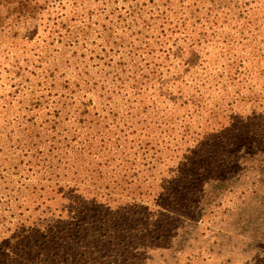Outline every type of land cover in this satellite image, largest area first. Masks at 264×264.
<instances>
[{
    "label": "trees",
    "instance_id": "1",
    "mask_svg": "<svg viewBox=\"0 0 264 264\" xmlns=\"http://www.w3.org/2000/svg\"><path fill=\"white\" fill-rule=\"evenodd\" d=\"M0 88V264H137L264 166V0H0Z\"/></svg>",
    "mask_w": 264,
    "mask_h": 264
},
{
    "label": "rangeland",
    "instance_id": "2",
    "mask_svg": "<svg viewBox=\"0 0 264 264\" xmlns=\"http://www.w3.org/2000/svg\"><path fill=\"white\" fill-rule=\"evenodd\" d=\"M260 117L257 118L258 123ZM251 121L255 122V120ZM263 140L264 138L259 137L257 141L260 150H264ZM219 152L220 149L214 151L215 154ZM236 154L232 155V158ZM260 157H256L255 163L251 164L246 160L244 165L237 167L236 174L230 181L225 182L224 188L218 190L219 196L222 197L212 198L210 202L204 203L211 211H203L202 220L197 219L198 223L186 227L188 231H180L178 245L173 244L174 246L168 248L160 241H152L149 248L140 243L129 247L126 244L131 251L137 250V264H264V166ZM198 201L192 200L185 204L184 211L188 212L189 207L194 209ZM176 229L178 227L174 225L175 233L170 234L169 241L173 236L178 235ZM111 247L115 249L106 252L107 259L104 263L102 259L94 260L95 255L88 257L89 262L135 264L130 262L131 260L124 263L120 258L118 259L116 255L124 254V249L116 245Z\"/></svg>",
    "mask_w": 264,
    "mask_h": 264
}]
</instances>
